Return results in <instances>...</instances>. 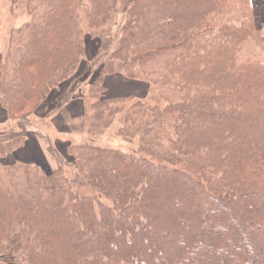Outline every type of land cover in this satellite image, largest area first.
I'll return each mask as SVG.
<instances>
[{
    "label": "trees",
    "instance_id": "trees-1",
    "mask_svg": "<svg viewBox=\"0 0 264 264\" xmlns=\"http://www.w3.org/2000/svg\"><path fill=\"white\" fill-rule=\"evenodd\" d=\"M11 6L29 19L10 31L0 62V106L8 118L43 108L74 76L87 56V36L99 38L98 54L108 53L109 24L125 14L118 46L91 84L88 133L102 135L119 117L116 134L137 148L66 145L89 190L80 192L59 170L48 176L31 164H4L20 145L1 142L0 259L264 264V59L259 52L240 56L248 40L264 50L263 4L11 0ZM116 73L150 83L146 100L106 94L101 81Z\"/></svg>",
    "mask_w": 264,
    "mask_h": 264
},
{
    "label": "rangeland",
    "instance_id": "rangeland-1",
    "mask_svg": "<svg viewBox=\"0 0 264 264\" xmlns=\"http://www.w3.org/2000/svg\"><path fill=\"white\" fill-rule=\"evenodd\" d=\"M252 1L261 2L264 7V0ZM12 8L11 0H0V62H3L11 42L10 31L20 27L29 19L25 10L13 11ZM119 15L114 16L109 24L107 36L111 40L110 51L98 54L96 48L99 38L87 36L85 41L87 56L82 60L79 70L70 80L63 82L60 89H54L43 108L29 115L8 118L7 114L2 113L5 109L0 106V117L4 116L9 120L4 118L0 120V143L10 142L13 145H20L17 150L2 160L4 164H15V168L20 163L31 164L43 169L48 176L59 170L57 173L67 178L74 189L88 192L83 179L77 173L75 163L66 152V145L86 143L136 153L137 142L130 144L116 134L120 125L119 117L102 135L94 136L88 133L91 123L89 91L91 84L103 74L104 58L109 59L110 52L118 46L126 18L125 14ZM260 50V44L255 40H248L244 43L240 56L246 57L259 52L264 59V50ZM101 82L105 88L104 92L108 95L115 93L140 100H146L147 92L152 87L145 81L127 80L120 73L114 76L107 74ZM159 91L164 92L163 89ZM129 103L128 100L126 104ZM0 264L17 263L12 258H5L4 261L2 258Z\"/></svg>",
    "mask_w": 264,
    "mask_h": 264
},
{
    "label": "crops",
    "instance_id": "crops-1",
    "mask_svg": "<svg viewBox=\"0 0 264 264\" xmlns=\"http://www.w3.org/2000/svg\"><path fill=\"white\" fill-rule=\"evenodd\" d=\"M2 113H3L4 115H6V113H5L4 111H3ZM2 118H4L5 120L9 121L8 118H7V117H4V116H1V117H0V120H1V121L3 120ZM29 138H31V137H29Z\"/></svg>",
    "mask_w": 264,
    "mask_h": 264
}]
</instances>
